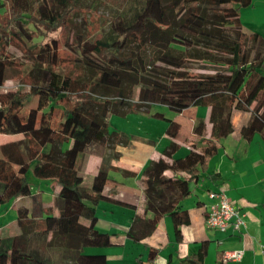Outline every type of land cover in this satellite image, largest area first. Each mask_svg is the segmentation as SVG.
<instances>
[{
	"label": "trees",
	"instance_id": "trees-1",
	"mask_svg": "<svg viewBox=\"0 0 264 264\" xmlns=\"http://www.w3.org/2000/svg\"><path fill=\"white\" fill-rule=\"evenodd\" d=\"M252 3L118 0L111 16L99 19L104 33L69 46L77 55L74 67L81 69L73 75L70 69L56 70V40L44 44L35 40L44 35L43 28L65 27L79 8L97 11L98 4L0 0V133L23 137L0 144V215L12 201L28 200L15 211L13 231L0 229V264H107L105 254L86 252L116 245L111 234L96 227L98 204L135 209L104 194L105 188L118 186L108 173L111 168L124 177L139 173L111 167L107 152L116 144L143 140L122 131L110 133L112 115L145 112L167 121L169 143L162 157L140 171L143 210L134 214L126 237L142 241L166 215L175 240H181V226L189 222L181 203L221 148V140L231 133V114L248 113L241 134L258 133L264 139V38L247 32L240 21V10ZM11 47L20 55L11 53ZM18 68L24 84L36 91H2L7 74ZM155 105L175 112L208 108L206 118L193 120L183 157H174L180 124L159 112L150 113ZM89 156L101 162L86 187L81 167ZM30 173L37 180H51L57 188L48 203L42 190L32 192ZM62 219L68 243L55 246L59 243L49 242V236L61 234L56 231ZM206 252L207 242H202L180 263L203 264ZM156 254L157 249L148 248L146 263L154 264Z\"/></svg>",
	"mask_w": 264,
	"mask_h": 264
},
{
	"label": "crops",
	"instance_id": "crops-1",
	"mask_svg": "<svg viewBox=\"0 0 264 264\" xmlns=\"http://www.w3.org/2000/svg\"><path fill=\"white\" fill-rule=\"evenodd\" d=\"M243 9H250L246 11V15L251 17L264 16V0H253L252 6ZM158 108L155 105L152 109ZM182 112L169 115L159 112L163 117L172 119L181 126L176 139L179 144L178 151L174 155L176 158L187 154L185 142L190 136L193 120L196 117L206 118L208 108L190 107ZM247 120L248 113L234 111L231 114V133L221 140V148L209 160L207 170L201 173L198 181L192 185L191 193L182 201L181 208L187 211L189 222L181 226L182 238L179 242L175 240L171 220L166 215L158 221L155 230L142 241L133 242L126 237V231L134 214L143 210V183L140 171L150 160L162 157V152L169 143V139L165 136L167 124L166 127L163 125L161 134L157 137L160 142H156L155 138L151 140V138L139 137L143 140H132L126 146L116 144L110 148L107 152V161L111 167L137 170L139 173L135 177H124L118 170L111 168L108 176L116 181L118 186L105 188L104 194L133 205L135 209L110 202H100L96 209V227L111 234L112 241L116 245L104 249L88 248L86 252L105 254L107 264H138V261L147 264L145 261L147 250L152 247L157 249L154 264H181V259L194 255L201 243L207 242L203 264H264V139L258 133L251 136L241 134V128ZM149 139L153 142H148ZM86 159L81 169L85 167L89 175H93L101 161L92 157L93 161L87 163ZM88 172L81 171L82 174ZM208 174L216 175L215 179L208 178ZM56 190V187H52L51 193L47 194L48 201L43 195L46 203L50 201ZM213 190H223L227 198L244 215L245 226L241 234L221 233L206 226V205L209 202L207 193ZM100 208L101 218L97 213ZM2 212L3 210L0 215V229L14 223L16 215L15 210L5 214ZM50 238L51 235L49 242ZM53 245H61V243ZM226 250L241 251V259L219 261V256Z\"/></svg>",
	"mask_w": 264,
	"mask_h": 264
},
{
	"label": "rangeland",
	"instance_id": "rangeland-1",
	"mask_svg": "<svg viewBox=\"0 0 264 264\" xmlns=\"http://www.w3.org/2000/svg\"><path fill=\"white\" fill-rule=\"evenodd\" d=\"M87 3L90 4V7H92L94 4H98L97 11L93 9H86L79 8L76 16L73 18V21L71 24L60 27L55 31H45L43 27H40L45 33L44 35L37 36L35 42H40L42 44L47 43L51 40H56L57 42V55L59 57V70L56 69L58 72H67L69 69L75 75L76 73H80L81 69L74 67V64L77 62V55L69 49L70 47H76L77 42L80 38L87 39L90 35H99L100 33L105 32V27L100 29V27L105 26L99 24V19H103L111 16L112 12L117 8L118 0H86ZM257 8V7H256ZM253 10H256L252 7ZM250 9H241L240 10V19L243 27L249 32H258L262 35L264 38V16L261 15H254L253 17L246 15V11ZM258 12H260L258 10ZM98 31H102L97 33ZM40 33V32H39ZM91 37V36H90ZM18 42L21 43L20 40ZM28 42V41H27ZM18 44V43H16ZM29 45V42L27 43ZM248 45L250 46L251 43L248 42ZM14 47H11L10 51L14 55H20V52L17 51V49H12ZM22 68L13 69L7 74V80L4 83V86L2 88V91H22V92H29V91H36L35 88L24 84V76L22 72ZM43 91V90H42ZM33 104V101L30 103ZM158 109H152L150 110V113L156 112L155 110H158L161 113L164 114H171V113H183L175 112L173 110H170L169 108L163 107V106H157ZM200 109V108H199ZM206 109V107H204ZM167 121L163 119H158L151 117L150 115H147L145 112H135V113H128L124 116L120 115H112L111 120L109 122V132L111 131H122L128 134H132L141 138H155L156 142H160L157 137L160 136L161 130L163 129V125L166 127ZM152 135V136H150ZM13 139H21L23 140V137L20 135L17 136H11L7 134H1L0 133V144L8 142L9 140ZM150 140V139H149ZM130 141L129 143H131ZM87 163H91L93 161L92 157H87L86 159ZM3 171V169L0 170V173ZM82 172H88L86 168L81 169ZM90 171V170H89ZM83 175V185L88 187L91 184V178L92 174L89 175V172ZM29 179L32 183L31 189L32 192L38 190L45 191L44 199L47 201L49 200V196L47 197V194L51 193L53 182L51 180L43 181V180H37L34 178V176L30 173ZM28 200L22 199L17 201H12L10 204H8L4 209L2 208L3 212L2 214H5L7 212H11L12 210H17V207H22L23 205H27ZM1 210V211H2ZM102 209L100 208L98 210V216L101 218ZM8 220V219H7ZM2 225V224H1ZM65 222L64 219L60 220V227L56 231L57 234H52L50 240L55 243H59L60 241L62 244L68 243L67 236L62 233L65 230ZM7 230H3V233H7L8 231H13V228L15 227V223L9 224L6 226Z\"/></svg>",
	"mask_w": 264,
	"mask_h": 264
},
{
	"label": "built area",
	"instance_id": "built-area-1",
	"mask_svg": "<svg viewBox=\"0 0 264 264\" xmlns=\"http://www.w3.org/2000/svg\"><path fill=\"white\" fill-rule=\"evenodd\" d=\"M208 204L206 205L205 224L209 229L221 233L236 232L241 234L245 226L243 214L227 198L223 190H213L207 193ZM241 251L226 250L222 252L223 262L239 261Z\"/></svg>",
	"mask_w": 264,
	"mask_h": 264
}]
</instances>
